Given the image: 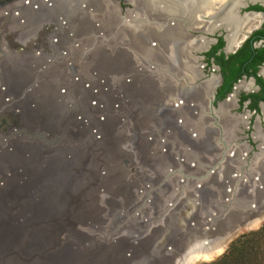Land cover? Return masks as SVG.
<instances>
[{
	"label": "rangeland",
	"instance_id": "rangeland-1",
	"mask_svg": "<svg viewBox=\"0 0 264 264\" xmlns=\"http://www.w3.org/2000/svg\"><path fill=\"white\" fill-rule=\"evenodd\" d=\"M161 4L0 0V264H186L184 258L176 262L178 255L165 258L174 250V238L209 239L216 248L226 236L220 254L195 263L205 264L264 224V142L242 163L250 131L228 134L229 126L222 125L224 119L205 97V116L191 117L195 106L187 97L194 91L172 80V69L182 66L158 61L155 50H142L146 39L157 42L154 49L170 45L164 37L180 25L179 14L159 13ZM88 17L91 29H84ZM123 19H133L137 33L114 41L116 27L127 28ZM134 38L141 46L136 45V54L129 49ZM115 45L129 57L121 66L88 63L99 49ZM135 71L142 75L140 84ZM117 73L130 81L115 88L107 78ZM152 85L157 97L149 104ZM178 100L183 103L176 105ZM106 120L112 135L121 132L124 156L117 167L111 166L101 133ZM202 120L206 123L198 124ZM180 126L183 140L169 138ZM261 128L256 126L255 134ZM119 170L135 194L127 199L131 202L117 198L107 207L98 203L93 214L83 213L82 207L93 203V192L107 186L105 176ZM246 203L261 205L260 212L257 207L213 219ZM150 208L152 215L145 216ZM202 247L197 243L189 252Z\"/></svg>",
	"mask_w": 264,
	"mask_h": 264
},
{
	"label": "flooded vegetation",
	"instance_id": "flooded-vegetation-1",
	"mask_svg": "<svg viewBox=\"0 0 264 264\" xmlns=\"http://www.w3.org/2000/svg\"><path fill=\"white\" fill-rule=\"evenodd\" d=\"M161 2L160 6L163 9L158 10L159 13L179 14L177 21L180 25L172 29L176 32L170 38L168 35L170 33L164 37L171 40L170 45L167 43L163 46L158 45L153 52L154 57L162 63L176 61L182 66L179 71L172 69L175 72L172 80H182L187 88L194 91L187 97L188 105L195 106L194 109L198 112L192 108L191 117L196 113L205 116L203 103L205 97L211 111L224 119L222 125L229 126L228 134L240 137L243 130L250 131L249 134L245 132L249 144L246 146L247 156L242 158V163H247L253 152H256L259 145L264 142V127H260L264 125V0L248 2L245 6H238L239 0H161ZM168 7L171 9H166ZM182 7L184 9H181ZM184 13L187 15L186 18L180 16ZM157 29L160 33L161 27ZM149 31L147 29V32ZM179 44L181 45L178 46ZM5 59L11 60L8 56ZM141 77L142 75L139 77L140 80ZM125 81L127 83L130 79L126 78ZM141 81L136 84H140ZM149 91L151 93H148ZM149 91L147 102L157 97L154 89ZM193 100L195 103H192ZM179 103H183V100H178L176 105ZM204 120L198 124L206 123ZM256 126L258 129L261 128L259 132L257 131L259 135L255 134ZM180 129L183 127L180 126L179 130L174 127L168 137L176 140V136L183 140L184 133ZM219 136L222 138V132Z\"/></svg>",
	"mask_w": 264,
	"mask_h": 264
},
{
	"label": "bare ground",
	"instance_id": "bare-ground-1",
	"mask_svg": "<svg viewBox=\"0 0 264 264\" xmlns=\"http://www.w3.org/2000/svg\"><path fill=\"white\" fill-rule=\"evenodd\" d=\"M149 1V0H148ZM205 1H207V0H205ZM166 3V2H165ZM206 8H207V6H206ZM153 9V8H152ZM151 9V10H152ZM166 9H171L170 7H168V8H166ZM203 10V9H202ZM209 10V9H208ZM170 11V10H169ZM204 13V12H203ZM196 14V13H195ZM199 14H197V16H198ZM196 16V15H195ZM195 18V17H194ZM190 19V18H189ZM191 19H193V17L191 18ZM193 22H194V20H192ZM195 24H196V22H194ZM91 24H92V19H90V17H88V19H87V22L86 23H82L81 24V27L82 28H86V27H88V28H90L91 29ZM190 24V23H189ZM192 25V24H191ZM127 26V25H126ZM126 28V27H125ZM126 30L129 32L128 34H125L124 33V31L122 32L121 30H120V32H118L119 33V37L121 38V39H123V37L125 38V39H128V38H130V37H132L133 36V33H137L136 31H132V29H131V25L130 24H128V26H127V28H126ZM149 32H151V30L149 31ZM175 32H176V30H171V31H169V33L170 34H168L169 35V38L172 36V34H175ZM178 32V31H177ZM167 36V35H166ZM132 42H133V40H132ZM136 43V44H135ZM132 46H133V48H135L136 49V45L138 46V47H141L140 46V44H138V42H135ZM155 43V42H154ZM78 49V48H77ZM76 49V50H77ZM122 49H124V48H122V47H120V46H117V45H115V46H109V47H104V49H102L101 50V52L99 53V55L97 56V58L94 60V57H92L91 59L90 58H88L87 59V61H88V63H93V62H95V63H106V64H112V66L114 67V64H118V65H120L121 66V63L123 62H125L127 59H129V57H128V55L127 54H124V51L122 50ZM156 50V49H155ZM154 51V50H153ZM112 60H114V61H112ZM4 65V64H3ZM2 65V66H3ZM137 67V66H136ZM87 68H90V66L89 67H87ZM85 70H86V68H85ZM114 71V70H113ZM85 74V73H84ZM136 74H137V79H136V83L137 82H139V81H141L140 79H139V77H140V73L138 72V71H136ZM85 75H87V74H85ZM88 77L90 76V75H87ZM91 79H93L92 77H91ZM107 79H109L110 81H112L114 84H116V86H115V88H119L120 86H122V84L120 85V83L122 82V81H124L123 83H125L126 81V78L124 79L120 74H113V76H110V75H108V78ZM128 79V78H127ZM89 80H90V77H89ZM155 99L156 98H153V99H150L149 100V104H151V101L153 100V101H155ZM152 101V102H153ZM109 121V120H108ZM102 123H104V125H101V133H104V140H105V150H107L106 151V153L110 156V158H112V160H113V162L111 163V166H118L115 162L117 161V159H123V156H124V153L122 152L123 151V144H120V142H121V140L119 139V137L121 136V132L120 133H115V134H111V132H109V130H110V126H109V124H108V122H107V120H106V122H102ZM111 123V122H110ZM106 124H108V125H106ZM112 135V136H111ZM158 157H159V155H160V153H157L156 154ZM65 160V159H64ZM54 161V160H53ZM63 161V160H62ZM63 164V163H62ZM113 164V165H112ZM58 165H59V163H58ZM261 165V164H260ZM263 166V165H262ZM58 168H59V166H58ZM259 168V167H258ZM262 168V167H261ZM127 169V168H126ZM121 170H119V171H110L109 173H108V175L107 176H105V178H104V180H103V182H106L107 183V186H103L104 187V189H101V188H99L98 189V191H95V192H93V203L92 204H90V205H84L83 207H82V211H83V213H86V211H91L92 212V214H93V212L96 210V208L97 207H99L97 204L99 203L100 204V206L102 205V206H105V207H107L108 205H109V203H113L112 201H113V199H117V198H119V199H122V201L126 204H129L130 202L127 200V199H129V198H133V197H135V194H133L132 192H131V188H130V186H129V181H127V178H123V177H121L120 176V173L122 172L123 173V171H121ZM61 172V170H60V168H59V172H58V175H59V173ZM259 172H260V177H258L257 179H261L262 177H263V172L261 171V169H259ZM121 173V174H122ZM37 176H39V175H37ZM56 180V179H55ZM262 180V179H261ZM94 185H96V182H94L93 183ZM126 187V188H125ZM128 188V189H127ZM260 189L262 190V189H264V185H263V183H262V186H260ZM127 192H129L128 194H129V196H127L126 195V193ZM262 194V192H258V195L260 196ZM218 195V194H217ZM219 196V195H218ZM237 196V195H236ZM260 198V197H259ZM199 199V198H198ZM198 202V201H197ZM256 207H258L257 208V212H260V209H261V205H257ZM91 214V215H92ZM231 214H236L235 212H233V211H231L228 215H227V217L229 216V215H231ZM237 215V214H236ZM85 216H87V214L85 215ZM86 219H88L89 217H85ZM167 218V217H166ZM86 219H83V220H86ZM190 225H194V226H196V228H198V224H196V222H194V221H192L191 222V224ZM190 228V227H189ZM188 228V229H189ZM77 230L79 231V232H81V229H80V227L79 228H77ZM198 234L199 235H202L201 234V232H198ZM185 236H187V234H184ZM180 237V239L179 238H174V240H173V247H174V250L172 249V245H169V246H171V249L173 250V252L171 251V252H169L168 254H165V258H167V257H173L171 254H173V255H178V260H176V262L177 261H180V260H182L183 258H184V262H186V264H194V263H196L197 261H207V260H209L210 258H212L213 256H211L210 254H212V253H209V252H198V251H196V250H192V251H190L189 252V250L191 249V248H193V246H195L197 243H200V241H196V242H194L193 244H189L188 242H185V238H183L182 239V237H183V234L182 235H180L179 236ZM202 237V236H201ZM209 240V239H208ZM208 240H206V243L208 242ZM176 241V242H175ZM188 241V240H187ZM188 243V244H187ZM209 243V242H208ZM201 244V243H200ZM218 248V247H217ZM195 249V248H194ZM187 252H189L188 254H187ZM209 253V254H208ZM186 255V256H185ZM215 256V255H214ZM173 261H175L174 259H172ZM171 261V260H170ZM170 261L169 262H167L168 264H170ZM175 262V263H176ZM183 264V263H182Z\"/></svg>",
	"mask_w": 264,
	"mask_h": 264
},
{
	"label": "trees",
	"instance_id": "trees-1",
	"mask_svg": "<svg viewBox=\"0 0 264 264\" xmlns=\"http://www.w3.org/2000/svg\"><path fill=\"white\" fill-rule=\"evenodd\" d=\"M205 264H264V224L235 238L217 260Z\"/></svg>",
	"mask_w": 264,
	"mask_h": 264
},
{
	"label": "water",
	"instance_id": "water-1",
	"mask_svg": "<svg viewBox=\"0 0 264 264\" xmlns=\"http://www.w3.org/2000/svg\"><path fill=\"white\" fill-rule=\"evenodd\" d=\"M248 2H255V0H239V2H238V6H245ZM126 20V19H125ZM124 19L122 20V21H124V23H123V26L125 25H127L128 26V24H130L131 25V29H132V31H137V29L134 27L135 25H136V23H135V21L133 20V19H128L127 20V23H126V21H125ZM120 25V24H119ZM122 29H125V27H123ZM120 30H121V28L119 27H116V34H117V38L115 39V37L113 38V40L114 41H116V40H118V38H119V40H123V39H125L124 37H123V39H121L120 37H119V33L118 32H120ZM124 33L125 34H128L129 32L125 29V31H124ZM137 38H134L133 39V42H132V40H130L131 42H129L130 44L132 43H135V42H137ZM131 44V45H132ZM136 44V43H135ZM117 46H120V45H117ZM121 47V46H120ZM144 47H145V49H142V50H146V51H152L153 52V50H155L154 48H155V44L154 43H151V41H150V39H146V45H144ZM102 49H104V47L103 48H101V49H99V51L100 50H102ZM134 54H136L137 53V51H136V49L135 48H129ZM134 51H136V53L134 52ZM141 54H142V51H141ZM139 57V56H138ZM137 56L135 57V59H134V61H138V60H136L137 58H138ZM156 58V57H155ZM145 61V60H144ZM177 155H180V153H179V151L177 150ZM172 172V171H171ZM171 176L173 175H175L174 173H171L170 174ZM194 185V184H193ZM192 187H194V186H192ZM173 186L171 185V189L170 190H168V192H166L167 194H165V198H163L162 199V203H163V205L165 204H167V201H168V195L171 193V192H173ZM169 193V194H168ZM220 198V197H219ZM174 203H176L177 201H173ZM252 208H257L256 207V205H254V206H252V204H250V203H246V205L245 204H242L241 206H239V205H233L232 206V208H227L224 212H223V214H220L219 215V213H218V215H214L213 216V219L214 218H218V217H220V219L222 218V216H224L225 214H227L228 212H231V211H233V212H235L236 214H238V215H240V214H243V213H245V212H247V211H249V210H251ZM147 210V209H146ZM255 211H256V209H255ZM146 214H145V216H148V215H152V213H153V209H149V210H147L146 212H145ZM213 215V214H212ZM218 216V217H217ZM206 235V234H205ZM204 235V236H205ZM204 236L202 237V238H204ZM226 239V236L223 238V239H221L222 241H221V243H220V245H219V247L217 248H214V246L212 245V242L210 241V240H208V241H210L209 243L207 242V243H201L202 242V240L200 239V243L201 244H203V247H202V252H209V253H212V254H210L211 256H213L214 257V255L215 256H217L218 254H220L221 253V251L223 250V241ZM196 241H199V240H193V241H191L189 244L191 245V244H193L194 242H196ZM208 253V254H209ZM212 257V258H213ZM212 258H210L209 260H211ZM208 261V260H207ZM198 262V261H197ZM178 264H181V262L180 263H178ZM195 264V263H194Z\"/></svg>",
	"mask_w": 264,
	"mask_h": 264
}]
</instances>
